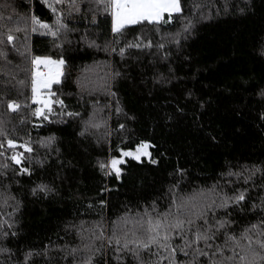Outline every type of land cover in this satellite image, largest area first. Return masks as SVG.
<instances>
[{"label":"trees","instance_id":"trees-1","mask_svg":"<svg viewBox=\"0 0 264 264\" xmlns=\"http://www.w3.org/2000/svg\"><path fill=\"white\" fill-rule=\"evenodd\" d=\"M182 3L184 11L173 23L134 26L127 37L132 40L146 33L158 41L161 35L180 31L191 19L190 31L181 33L178 44L169 42L160 52L156 48L132 49L133 55L121 60L103 47L112 37L110 17L100 15L93 24L89 12L66 11L62 22L67 27L54 44L52 36L41 34L45 30L31 31L33 14L54 26L55 17L41 0H0V25L5 26L0 31L6 33L7 27L15 26L13 22L28 18L27 25H20L27 27V33H14L20 51L27 47L32 55L65 60L61 83L46 89V93L56 94L51 99L63 100L65 107L53 104L49 120L32 115L37 105L31 102L30 71L15 73L24 84L11 80L7 85V98L17 100L21 108L10 113L6 101L0 103V118L6 121L8 134L14 139L30 137L34 149L30 175H14L10 168L7 177L0 176V189L7 185L18 202L12 217L16 235L0 241V246L11 249L9 254H0L2 264H18L25 252L41 251L45 245H49L48 258L35 256L30 264H71V257L66 260L57 248L80 243L75 230L67 226L81 221L87 226L102 217L110 222L127 208L142 210L153 200L164 211L174 185H178L179 196L192 195L218 181L223 183L220 174L229 167L235 171L264 163V120L260 118L264 97L258 95L264 89V0ZM194 4L204 7L194 9ZM88 6L81 5L83 9ZM89 40L100 47H89ZM9 59L8 67L14 72L17 64L30 69V56L25 59L10 50ZM4 63L0 59V68ZM114 70L121 76L112 80L111 91L116 95L110 96L100 86ZM8 79L0 75V82ZM4 87L0 83V89ZM117 102L122 109L119 115ZM98 108L103 111L96 112V119L106 124L80 135L84 122ZM64 111L79 115H61ZM119 124L125 125L123 130ZM48 137H54V142L42 146L41 141ZM140 140L154 145L150 151L157 164L130 160L119 181L114 175L102 174L98 162L119 155L117 146ZM178 169L183 170L182 175ZM41 183L53 191L47 196L33 195L32 188ZM261 183L257 175L255 184ZM105 187L109 190L101 194ZM258 192L264 195V190L253 189L249 204ZM233 212L239 227L257 218L247 210ZM97 259L99 264L105 259L117 264L111 253ZM127 264H133L131 259Z\"/></svg>","mask_w":264,"mask_h":264},{"label":"snow or ice","instance_id":"snow-or-ice-1","mask_svg":"<svg viewBox=\"0 0 264 264\" xmlns=\"http://www.w3.org/2000/svg\"><path fill=\"white\" fill-rule=\"evenodd\" d=\"M41 2L55 17L54 26L41 21L33 14L30 17L33 33L45 30L41 34L52 36L55 44L56 39L61 35V30L67 27L62 22L65 6L69 14L81 11L91 13L93 24L100 15L110 17L112 37L103 47L110 55H118L121 60L132 56L133 53L130 51L132 49L138 52L152 48H156L158 52L164 51L167 43L178 44L181 33L190 31L192 26V20L188 19L187 23L181 25L180 31L161 35L158 41H154L146 33H139L132 40L127 38L130 30H135L134 26L173 23L184 11L182 0H41ZM83 3L89 6L83 9L81 7ZM193 7L195 9L204 5L194 4ZM27 19L22 17L16 20L13 22L15 26L7 27L6 33L0 31V59L5 61L0 68V75L10 77L0 82L5 86L0 89V103L6 101L10 113L17 112L21 108L17 100L7 98V85L11 80H16L17 84H24L25 81L18 79L15 73L30 71L31 102L37 105L32 115L37 120H49L53 104L62 109L65 105L61 99L50 98L56 95L54 92L48 91L45 95L42 90H50L53 84L61 83L65 60L32 55L27 47L24 51H20L16 43L19 37L14 33L22 31L27 33L26 26L20 27L21 24L27 25ZM3 27L5 26L0 25V28ZM157 32L159 34L158 27ZM26 39L27 35H25ZM88 44L89 47H100L94 40H89ZM56 46L60 45L56 44ZM10 50H15L25 59L30 56V69L19 64L14 66L15 72L10 69L8 67L12 63L9 59ZM164 58H167L166 52ZM120 76L121 72L112 71L110 79L100 87L110 96H115L116 93L111 91V82ZM258 95L264 97V89H261ZM99 111H103V108L96 109L84 122L80 135L89 134V129H100L106 124L105 120L96 119V112ZM121 111L117 102L115 112L119 115ZM60 114L79 115L66 111ZM260 118L264 120V114ZM5 125L6 121L0 118V138H3L0 140V157L4 158L3 162H0V176L7 177L10 168L14 175H30L29 165L34 151L31 138L14 139L8 134ZM124 127V124L118 125L121 130ZM110 134V132L105 133L106 136ZM54 139L48 137L41 141V145L50 146ZM153 147L154 145L146 140L129 144L127 147L117 146L119 155L110 156L106 162H98V167L105 177L114 175L119 181L124 166L130 160L143 163L144 159H147L149 163L157 164L158 161L153 158L150 151ZM8 161L11 163L9 164ZM13 165L15 167H12ZM177 171L183 174L182 169ZM257 175L262 179L259 186L255 184ZM220 176L223 183L218 181L210 188L201 189L192 195L179 196L176 192L178 185L172 186L169 189L171 200L164 211H159L156 201L153 200L150 205L143 206L142 210L133 211L127 208L110 222L102 217L87 226L83 221L79 225H69L67 227L75 230L80 243L71 247L65 245L57 248L65 253L66 260L71 257V264H99L97 258L107 257L109 253L117 264H127L129 259L133 264H264V195L258 192L256 199L249 204L253 189L264 190V163L242 166L235 171L229 167ZM241 181L240 186L236 187L235 185ZM108 190L106 187L102 188L101 194ZM31 191L33 195L43 193L47 196L53 189L41 183ZM14 201L15 197L8 192L7 185L3 186L0 189V210H4L0 213V241L16 235L12 217L18 211V202ZM99 203L102 207L105 205L103 199ZM9 208L11 211H7ZM234 209L247 210L257 218L239 227L237 221L232 219ZM10 252L11 249L0 246V254ZM48 252L49 245H45L41 251L29 250L23 254L24 258L18 261V264H30L33 257L40 255H44L47 259ZM104 264L110 262L105 259Z\"/></svg>","mask_w":264,"mask_h":264},{"label":"rangeland","instance_id":"rangeland-1","mask_svg":"<svg viewBox=\"0 0 264 264\" xmlns=\"http://www.w3.org/2000/svg\"><path fill=\"white\" fill-rule=\"evenodd\" d=\"M63 11L66 12L67 9H63ZM42 91L45 93V95H47V93H46V89H43Z\"/></svg>","mask_w":264,"mask_h":264}]
</instances>
